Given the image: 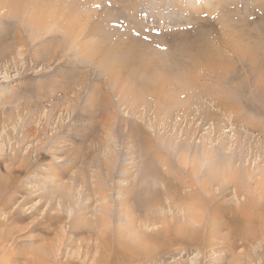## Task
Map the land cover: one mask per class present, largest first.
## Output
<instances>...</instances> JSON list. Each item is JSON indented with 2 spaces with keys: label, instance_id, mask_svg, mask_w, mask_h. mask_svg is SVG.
<instances>
[{
  "label": "rangeland",
  "instance_id": "rangeland-1",
  "mask_svg": "<svg viewBox=\"0 0 264 264\" xmlns=\"http://www.w3.org/2000/svg\"><path fill=\"white\" fill-rule=\"evenodd\" d=\"M155 1L141 3L154 19L171 17V2ZM212 1L207 13L158 20L173 31L138 34L136 51L117 56L79 50L80 42L108 43L94 36L107 27L75 40L58 28L34 33L23 16L0 17V260L264 264V210L251 207L264 208V21L253 13L257 0ZM222 13L253 34L245 50L222 41L230 27ZM198 15L208 22L188 23ZM196 39L215 56L190 54ZM185 156L205 161L198 179L187 173ZM225 166H232L227 180L214 179L213 167ZM234 174L247 181L241 191ZM194 202L202 221L192 226L186 210Z\"/></svg>",
  "mask_w": 264,
  "mask_h": 264
},
{
  "label": "bare ground",
  "instance_id": "bare-ground-1",
  "mask_svg": "<svg viewBox=\"0 0 264 264\" xmlns=\"http://www.w3.org/2000/svg\"><path fill=\"white\" fill-rule=\"evenodd\" d=\"M85 1L87 3L86 4L87 6L85 5V7H82L81 4H84V2H82L81 0H0V17L2 18L3 16H5V14H8L7 16H10V17L19 19V18H21L23 16L24 17V18L22 17L23 18V21H25L28 24V26L34 31V33L39 34L41 32L43 34H47L48 35L50 32L53 31V28H58V30H61L62 32H64V34L69 35L70 37L74 38L75 40H78L79 37L82 36L83 33L86 32V31H87L86 34H85L86 36L88 35V37H93V34H92L93 32H95L96 30H98V31L101 30V29H98L97 26H103V30L106 29V27H107L108 29H106V32H102V34H101V31H100V34L97 32L98 35L95 34L94 36L99 37L98 39H100L101 37H105L104 38L105 41H107L109 39L111 41L110 40L107 41L108 43H106V44H103L102 42H99V44L95 43L96 45H93V44H85L83 42H80L78 44V45L81 46L79 50H81L82 53H85L86 55H91V56L93 54L94 55H96V54L99 55V53H103V55H110V54H113V53H115V55L116 54L120 55V54H123L124 52H135L136 51V45L138 44L139 41L142 40V39H140V37H139L138 34H141L142 37H143V35H147L149 38H152L153 36L156 37V35L148 34L149 32L150 33L151 32L154 33V32H160V30H162L163 32L168 33L169 32L168 29H171L172 30L174 28V26H173V28H171V26H169V25H164V26L161 25L160 26L158 24V20H160V22H162V21H168L170 19L173 20L172 17L174 15L178 14V13H180L182 15H185L187 17H189L193 12L207 13L203 9V6L206 5L207 7H210L211 9H212V7H214L213 9H215V6H216L215 4H213V1L212 0H187V1H185V0H168V1L171 2V5L168 8V10L171 9V11L169 12L171 14V17L170 16H167V15H162L159 18H156L155 17V19H154L153 16H152V14H151V11L153 10V8H151L149 10L148 9L145 10V8L143 7V5L141 3V0H137V1L130 0L132 2H130L129 0H122V3H120L119 0H85ZM140 3H141V5H140ZM145 3H146L145 4L146 7H148V5L155 4L156 1L155 0H145ZM194 4H196V5H194ZM137 7H142V11L140 10V8H137ZM221 7H223V6H221ZM86 8H87V12H85V10H84ZM156 8H157V10H160V9H162V5L160 3H157L156 4ZM191 8H194L195 10L194 11H191L190 10ZM1 12H3V15H1L2 14ZM210 13H211V11L208 14H210ZM253 13H254V15L256 17L257 16L262 17L263 18V21H264V0H257V4L255 5V10H254ZM230 14H232V13H230ZM142 15H146V16L149 15V17H150L149 20L150 21H147V19L145 20V18L142 20L141 19V16ZM120 17L121 18H125L124 21H126L128 24L122 25L123 24L122 23L123 22V19L122 20H119ZM168 17H170V18H168ZM222 17H223L222 19L225 20L226 24H228L227 26H230L227 29V31H225L223 33V40L222 41H225L227 44H230V46L235 45L236 48L238 47V49L239 48L242 49L246 45V43H245L246 38L248 36H251L252 37L253 34L251 35V32H250V30L248 28H246V26H245L246 24L245 23H244L245 25H243V24L234 25V23H233L234 21L232 22L229 19L228 14H226V13H222ZM116 20H118V22H117L118 25H115L114 26V24H116ZM175 20H176V18H175ZM203 22L204 23H207L208 22L207 21V18L205 16H199V15L197 17H195V18L189 19V21H188L189 24H192L193 23V24H197V25L198 24H203ZM132 23H134V25ZM249 23H251V22H249ZM226 24H225V26H226ZM88 26H89V30H86V28ZM104 26H105V28H104ZM233 26H237V28H235ZM123 28H126L127 31H124ZM221 28H223V27L221 26ZM128 29L134 30L135 34L134 35H131L130 33H128ZM166 30H168V31H166ZM262 31L264 33V29ZM108 33H112L113 37H115V36L117 37V38H115L117 40V42L114 41V42H116L115 44H114V42H112V38H108V35H109ZM162 35H164V38H166V39L169 36V35L166 36V34H164V33H162ZM175 36H177V35H175ZM187 38H190V40H191L192 37L188 36ZM84 39H85V37H84ZM253 39L256 40V38H253ZM113 40H114V38H113ZM84 41H86V40H84ZM253 41L250 38V43L251 44H253ZM256 42H257V40L254 42L255 47H256ZM203 46H202L200 40L199 39H196L193 43H191L188 52L190 54H193L195 56V58H196V56L204 57L207 60L210 59V58H213L215 56L214 54L216 52H214L212 50L213 52L208 53L209 55H206V52H203ZM257 46H258V44H257ZM147 50H145V49L140 50L141 55L142 54H145V53H148V51L151 52L150 50H148V51ZM247 50H249V49H246V51ZM137 51H139V50H137ZM135 55H139V53L138 54L136 53ZM150 55H147V56L149 57ZM144 58H145V56H144ZM152 61H154V60H152ZM152 63L154 65V62H152ZM156 66H158V64ZM159 67H160V65H159ZM160 68L162 69V67H160ZM163 74H164L163 76H166L168 74V72L166 74V70H165V72ZM165 78L166 77H163L162 80L164 81ZM136 79H137V77H136ZM165 82H167V81L165 80ZM181 85H183V84H181ZM158 88H160V87H158ZM177 89H176V91H177ZM130 90L131 91H134L133 88L129 89V91ZM165 91H166V89H165ZM129 93H132V92H129ZM171 93H173V95H175L174 94V91L172 92V90H171ZM169 96H171V95H169ZM133 97H134V95H133ZM173 97H174L173 99H176L175 96H173ZM173 99H171V100H173ZM233 154H234V152H233ZM204 158H205V161L207 160L206 162H208L210 160V158L212 159V156L209 155V151L204 153ZM186 159H187V156L184 157V161ZM196 159L197 158H195V161H196ZM184 161H183V164H186V167L188 165V169H190V170H187L186 169L188 171L187 173L191 175V172H192L193 176L196 179H198V176L200 175V172H201L203 166L205 165V161H201L200 162V166H199V163H197L198 161H200L198 159H197L196 162L195 161L194 162H190V160H189V161H185L186 163H184ZM182 166H184V165H182ZM232 166H225V167H223L221 169L216 168V167H213V169H212V172H213L212 175L213 176L212 177L215 179V177H217L219 174H221V175H223L224 179L227 180L226 179V176H227L228 172L232 169ZM169 168H170V166H169ZM152 171H155V170L153 169ZM210 171H211V169H210ZM245 175H247V174H245ZM249 176H251V173H249ZM219 177L221 178V176H218V179H219ZM224 179L222 178V180H224ZM196 181H197V184L200 185L198 187H200L201 192L203 194L204 193H208L207 183H205V181L203 183L202 180H196ZM230 181H231L232 184H234L236 186V189H238V191H241V189L238 188V186L242 187L245 184V182H247L246 179H245V177L244 178L243 177H239L237 174H234V176L230 179ZM188 182H189V180H188ZM227 182L229 183V181H227ZM226 185H228V184L226 183ZM197 192L199 193V189L198 188L195 190L194 194L197 193ZM250 193H251V191H250ZM254 194H255V192H254ZM191 195H193V193L190 194V196ZM237 196H238V194H237ZM197 197H198V199H197ZM194 198H196L198 201H201L202 202V200L199 199V194H196V197H194ZM248 203H249V201H248ZM249 204H251V202ZM192 205H194L195 207L188 208V210H186V215L190 219V224L192 226L194 224L195 225L196 224H199L200 225L202 219H200V217L198 216L200 213H197L198 212V207L197 206H199L198 205V202L197 203L194 202V203H192ZM251 207L254 208L255 210L260 211V212H263V210H264V208H260L259 207V203H257V202H253L251 204ZM199 210H200V207H199ZM128 213H130V212H128V210H127V214H125V215H126L127 219L129 220V224H130L129 227H131V225L134 224V223L132 222L131 214H128ZM258 219L261 220L262 223H264V221L262 220V217L261 216H259ZM246 220L249 221V217L246 218ZM251 221L254 222L255 225H257L256 222L258 220L256 221V220H253L252 219ZM187 228H185V229H187ZM197 229H199V228H197ZM261 233H264V232L261 231ZM196 234H197V232H196ZM243 234H244L245 237L249 236V234L248 235H246L245 233H243ZM257 235H258V233H257ZM2 241H3V239H2ZM0 247H2V244L0 245ZM3 248H1V254H2V256H6V254L9 253L8 249H10V248H8V249L6 247H3ZM10 253H11V251H10ZM5 261L3 259H1L0 260V264H10V263L5 262Z\"/></svg>",
  "mask_w": 264,
  "mask_h": 264
}]
</instances>
